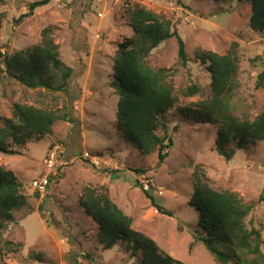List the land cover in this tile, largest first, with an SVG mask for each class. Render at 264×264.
Listing matches in <instances>:
<instances>
[{"label":"rangeland","instance_id":"rangeland-1","mask_svg":"<svg viewBox=\"0 0 264 264\" xmlns=\"http://www.w3.org/2000/svg\"><path fill=\"white\" fill-rule=\"evenodd\" d=\"M32 1L0 0L3 52L12 56L31 50L41 41L42 30L53 26L61 58L73 72L66 92L31 89L1 64L0 128L14 119L16 103L54 109L70 118L58 119L53 133L42 140L24 147L13 142V153L0 152L1 164L24 182L28 196L2 233L0 264H141L142 253L134 256L126 241L109 248L99 241L98 224L80 203L89 185L106 186L110 197L133 219V229L153 239L162 252L184 264H217L199 240L203 230L199 212L191 204L195 164L203 166L212 187L234 192L253 206L247 224L260 229L264 239V140L236 149L227 160L216 151L217 126L199 123L181 111L211 96V75L199 54L205 50L225 54L232 42L239 43L240 53L232 97L235 114L253 119L262 111L264 85L258 87L257 78L264 70V31L251 27L249 1L51 0L16 22ZM128 1L171 19L189 57L183 65L177 40L170 38L147 59L151 68L165 69L178 97L165 114L174 145L161 165L157 153L142 155L115 127L119 98L110 83L120 44L133 34L124 13ZM191 85L197 86L196 93L186 94ZM234 147V142L228 145ZM55 149L64 164L57 167L56 177L42 194L32 180L42 175L44 159ZM87 151L99 155V162H92ZM138 169L146 171L137 173ZM143 189L150 190L172 216L160 212ZM10 241L20 242V251L9 249Z\"/></svg>","mask_w":264,"mask_h":264},{"label":"trees","instance_id":"trees-1","mask_svg":"<svg viewBox=\"0 0 264 264\" xmlns=\"http://www.w3.org/2000/svg\"><path fill=\"white\" fill-rule=\"evenodd\" d=\"M50 1H32L28 11L16 22ZM248 1L252 11L249 20L251 27L264 31V0ZM124 13L130 21L133 34L124 38L120 44L114 64V80L110 83L119 98L115 127L118 134L142 155L157 153L158 165H161L170 156L169 150L174 145L165 114L177 104L178 97L167 81L165 69L151 68L147 59L153 49L170 38L177 40L178 55L183 65H187L189 57L185 42L171 19L130 1L126 2ZM3 19L4 12L0 10V31ZM53 32V26L45 27L39 43L27 52L21 51L12 56L3 52L0 45V65H4L11 77L31 89L45 88L66 92L73 68L61 58ZM238 47V42H232L225 54L212 50L199 54L211 75V96L181 107L187 117L199 123L217 126L216 151L227 160L233 158L236 149L264 140V105L253 119L236 115L233 108V90L236 87L240 60ZM263 85L264 70L257 78V86ZM196 91L197 86L191 85L185 93L192 94ZM13 117L6 126L0 128V152L3 153H13V142L24 147L30 141L42 140L53 133L58 119H68L70 115H62L54 109L16 103ZM160 130L163 132L158 133ZM231 142L235 143V147L228 149ZM145 171L146 169H138L137 173ZM54 177L56 174L51 176V182ZM191 178V204L199 212L198 225L203 230L199 240L207 247L217 264H264V239L261 231L247 224V217L253 206L245 204L234 192L212 187L201 164L194 165ZM136 182L139 183L138 180ZM143 191L160 212L172 216V212L160 204L150 190ZM27 202L24 182L0 162V240L8 224L15 221L14 211L24 207ZM80 203L86 213L97 222L99 241L105 247H113L124 240L134 256L142 253L141 264H184L172 254L162 252L153 239L133 229V219L110 197L106 186L84 187ZM8 244L9 249L16 252L22 247L20 242L10 241ZM36 255L41 257L40 254Z\"/></svg>","mask_w":264,"mask_h":264},{"label":"built area","instance_id":"built-area-1","mask_svg":"<svg viewBox=\"0 0 264 264\" xmlns=\"http://www.w3.org/2000/svg\"><path fill=\"white\" fill-rule=\"evenodd\" d=\"M86 156L94 163H98L100 160L99 155L93 154L90 152H85ZM45 165H44V172L42 175L32 180V186L35 190H38L40 193L44 194L47 189L49 188L51 184V176L53 174H56L55 171L57 167L60 165H63L64 162L61 160V155H59V152L57 149L50 150L46 158L44 159Z\"/></svg>","mask_w":264,"mask_h":264},{"label":"crops","instance_id":"crops-1","mask_svg":"<svg viewBox=\"0 0 264 264\" xmlns=\"http://www.w3.org/2000/svg\"><path fill=\"white\" fill-rule=\"evenodd\" d=\"M5 166V165H4Z\"/></svg>","mask_w":264,"mask_h":264}]
</instances>
